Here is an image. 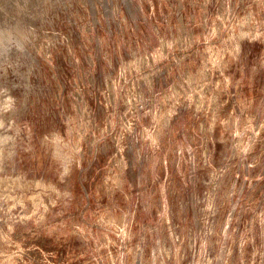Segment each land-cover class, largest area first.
<instances>
[{
    "label": "rangeland",
    "instance_id": "1",
    "mask_svg": "<svg viewBox=\"0 0 264 264\" xmlns=\"http://www.w3.org/2000/svg\"><path fill=\"white\" fill-rule=\"evenodd\" d=\"M0 264H264V0H0Z\"/></svg>",
    "mask_w": 264,
    "mask_h": 264
},
{
    "label": "bare ground",
    "instance_id": "2",
    "mask_svg": "<svg viewBox=\"0 0 264 264\" xmlns=\"http://www.w3.org/2000/svg\"><path fill=\"white\" fill-rule=\"evenodd\" d=\"M12 13V12H11ZM13 14V13H12ZM12 35V34H11Z\"/></svg>",
    "mask_w": 264,
    "mask_h": 264
}]
</instances>
